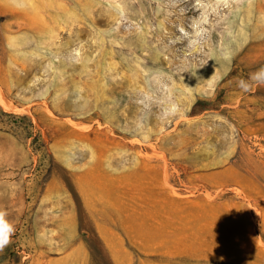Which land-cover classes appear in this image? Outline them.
Instances as JSON below:
<instances>
[{"label": "rangeland", "instance_id": "1", "mask_svg": "<svg viewBox=\"0 0 264 264\" xmlns=\"http://www.w3.org/2000/svg\"><path fill=\"white\" fill-rule=\"evenodd\" d=\"M261 70L264 0H0V264H264Z\"/></svg>", "mask_w": 264, "mask_h": 264}, {"label": "clouds", "instance_id": "2", "mask_svg": "<svg viewBox=\"0 0 264 264\" xmlns=\"http://www.w3.org/2000/svg\"><path fill=\"white\" fill-rule=\"evenodd\" d=\"M250 79L257 85L264 84V70L253 74ZM238 86L245 92L251 90V85L244 80L238 81ZM8 213L0 209V251L11 243V237L15 233V226L7 219Z\"/></svg>", "mask_w": 264, "mask_h": 264}, {"label": "bare ground", "instance_id": "3", "mask_svg": "<svg viewBox=\"0 0 264 264\" xmlns=\"http://www.w3.org/2000/svg\"><path fill=\"white\" fill-rule=\"evenodd\" d=\"M0 103L2 104V106L5 108V109H13L15 107H17L9 98H7L1 87H0ZM19 108V107H17Z\"/></svg>", "mask_w": 264, "mask_h": 264}]
</instances>
